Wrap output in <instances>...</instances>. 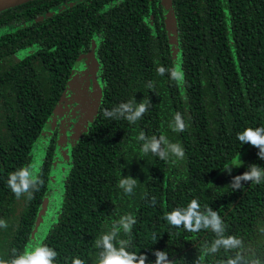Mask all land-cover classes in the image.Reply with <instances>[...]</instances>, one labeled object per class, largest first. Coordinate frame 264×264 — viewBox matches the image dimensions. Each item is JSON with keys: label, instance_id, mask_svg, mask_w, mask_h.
Segmentation results:
<instances>
[{"label": "trees", "instance_id": "16d2710c", "mask_svg": "<svg viewBox=\"0 0 264 264\" xmlns=\"http://www.w3.org/2000/svg\"><path fill=\"white\" fill-rule=\"evenodd\" d=\"M154 3L32 0L0 12V218L8 223L0 229V258L40 242L59 254L56 264H72L75 257L96 264L102 246L96 249L95 240L131 213L137 223L129 251L146 254L150 264L156 251L167 252L174 264H194L204 243L210 247L219 237L210 228L190 233L172 227L164 217L195 198L201 210L218 211L227 226L222 235L238 236L256 252H244L245 259L264 264V181H240L236 191L229 185L251 164L264 168L260 149L237 139L248 127L264 126V0H170L171 32L157 13L149 25ZM90 53L98 60L102 99L63 153L67 168L54 192L56 137L46 128L58 118L75 66ZM173 67L184 73L183 82L171 78ZM148 99L151 107L136 124L115 111L120 103ZM177 112L188 124L183 132L170 127ZM140 132L179 143L184 159L144 154ZM44 134L49 140L37 160L34 147ZM240 160L242 166L224 170ZM28 164L44 179L30 201L27 194L17 199L7 184L10 173ZM125 177L137 179L131 195L118 186ZM229 256L235 259V251L220 248L202 264Z\"/></svg>", "mask_w": 264, "mask_h": 264}, {"label": "clouds", "instance_id": "9594fccd", "mask_svg": "<svg viewBox=\"0 0 264 264\" xmlns=\"http://www.w3.org/2000/svg\"><path fill=\"white\" fill-rule=\"evenodd\" d=\"M159 75H164L165 68L159 67L157 69ZM171 78L177 83L184 81V73L179 67H173L170 72ZM153 87V85H148ZM151 107V102L148 100L141 101L138 105H134L132 101L128 103H120L119 107L115 109L120 113L128 123L136 124L137 121L143 118ZM127 114V115H125ZM111 112H104V116H111ZM119 119V117L117 118ZM172 131L183 132L188 127V124L182 118L181 113L177 112L174 116V122L170 125ZM138 141H142L141 151L144 154L151 153L166 162L171 161L176 163L183 160L185 157V150L179 143H172L165 135H160L159 138L153 135L150 138L144 132H140ZM237 139L243 145L250 143L252 146L259 148L258 153L261 159H264V126L256 128L248 127L242 133L237 134ZM165 145L164 148L161 145ZM175 157V159H171ZM243 162L240 160L239 164L228 163L225 165L224 170L231 172L233 167L242 166ZM250 170L243 173V175L233 178V182L229 184L233 191L242 189L240 181H252L253 183L260 184L264 181V168L259 165H249ZM8 187L14 193L17 199L26 195V200L30 201L34 198L33 189L36 192L44 185L42 174L38 172L36 164H28L19 168L18 170L9 174L7 181ZM39 185V187H36ZM137 185V179L125 177L119 181L118 186L124 190L126 195L133 194L134 188ZM156 198L153 196L150 203L154 206ZM165 220L168 224L175 228H183L190 233H198L201 230L211 229L217 239H214L211 246L208 247L207 243L202 246V256L194 261V264H202L203 257L216 253L220 248L224 249L225 253H232L235 251L236 258L232 259L231 256L227 260L220 261V264H261L258 258L245 259L243 253L250 252L253 257L256 252L252 249L245 248L242 238L235 235H222L227 226L221 218L218 211H213L211 207H206L201 210V205L197 199H192L186 208L177 207L171 212L166 213ZM137 223L133 214L128 213L121 215L120 218L111 225V227L102 232L101 235L95 240V248L101 249L98 252L96 264H150L146 254H137L136 252L129 251V247H133L132 229ZM118 224L119 227L115 225ZM8 228L6 220L0 218V229ZM121 231L123 237H121ZM153 234V239H155ZM130 247V248H131ZM155 264H174V260L167 261V252L156 251ZM59 254L51 247L40 242L29 244L23 252L17 249H12V255L9 259L0 258V264H56V258ZM72 264H85V261L79 257L72 260Z\"/></svg>", "mask_w": 264, "mask_h": 264}, {"label": "rangeland", "instance_id": "374dc122", "mask_svg": "<svg viewBox=\"0 0 264 264\" xmlns=\"http://www.w3.org/2000/svg\"><path fill=\"white\" fill-rule=\"evenodd\" d=\"M174 44V45H173ZM172 57L178 51L175 41L172 43ZM83 57L81 58V60ZM81 65H76L65 90V100L57 109L58 118L54 117L46 128L56 137L55 158L51 170V187L58 191L67 168V160L63 153L68 151L69 145L74 142L77 131H84L87 124L93 119L102 99V84L98 77L99 65L96 55L90 53L84 58ZM62 98V99H63ZM57 121V122H56ZM49 138L44 134L34 147L37 160L44 155V148Z\"/></svg>", "mask_w": 264, "mask_h": 264}, {"label": "flooded vegetation", "instance_id": "af4514ba", "mask_svg": "<svg viewBox=\"0 0 264 264\" xmlns=\"http://www.w3.org/2000/svg\"><path fill=\"white\" fill-rule=\"evenodd\" d=\"M153 13H157L159 16H161L160 24L166 29V31L171 32L175 29L170 0H155V3L151 8V14L148 17V20H150L149 25L151 27H153V23L151 21H153V18L155 17ZM84 58L86 57H83V59Z\"/></svg>", "mask_w": 264, "mask_h": 264}, {"label": "water", "instance_id": "95a60500", "mask_svg": "<svg viewBox=\"0 0 264 264\" xmlns=\"http://www.w3.org/2000/svg\"><path fill=\"white\" fill-rule=\"evenodd\" d=\"M32 0H0V12L4 11V10H7V9H10V8H13V7H16V6H19V5H22V4H25L27 2H30ZM66 98V97H65ZM65 98H61L59 104L61 105V102H63L65 100ZM59 107V106H57ZM56 107V109H58ZM56 109L54 110V113H56Z\"/></svg>", "mask_w": 264, "mask_h": 264}]
</instances>
